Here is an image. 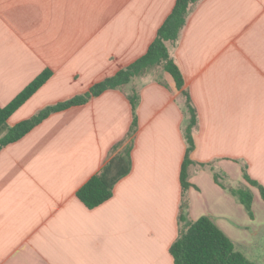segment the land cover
<instances>
[{
    "label": "crops",
    "instance_id": "0c3cea01",
    "mask_svg": "<svg viewBox=\"0 0 264 264\" xmlns=\"http://www.w3.org/2000/svg\"><path fill=\"white\" fill-rule=\"evenodd\" d=\"M175 1L0 0V107L52 72L7 125L140 58ZM166 46L197 116L187 219L208 217L238 252L264 264V201L243 178L246 171L264 188V0H200ZM189 117L185 97L156 66L4 147L0 264H173ZM128 148L129 173L109 200L86 208L78 189ZM230 189L251 192V216Z\"/></svg>",
    "mask_w": 264,
    "mask_h": 264
},
{
    "label": "trees",
    "instance_id": "16d2710c",
    "mask_svg": "<svg viewBox=\"0 0 264 264\" xmlns=\"http://www.w3.org/2000/svg\"><path fill=\"white\" fill-rule=\"evenodd\" d=\"M200 0H176L171 13L158 28L154 40L147 51L140 58L119 70L113 76L107 77L93 85L85 94L72 97L66 101L46 106L31 118L23 120L9 127L8 119L17 111L44 83L51 77L52 72L44 70L38 75L22 92H20L10 103L0 107V151L12 144L33 128L42 123L52 114L67 110L72 107L86 104L90 99L98 97L108 90L120 89L130 81L148 71L160 66L170 75L177 90H180L186 99L189 113V122L184 131L186 142L185 156L180 169V186L182 190V202L180 206V222L183 229L177 240L170 246L169 253L173 264H253L242 253L238 252L232 241L212 222L208 217H200L191 222L187 219V202L184 200L185 192L190 187L188 183V168L193 164L189 154L194 149L193 132L197 126V116L191 104L189 94L184 90V78L170 58L166 44L175 42L180 31L186 23V16L192 6ZM130 101L133 121L128 132L131 136L136 129L135 110L138 104L137 96L132 95ZM131 169L130 148L126 149L120 157L110 160L99 173L92 176L78 191L77 199L88 209H94L113 195L116 183L124 178ZM244 180L259 191L260 198L264 201V188L250 179L246 171L243 172ZM216 183L224 188L214 174ZM230 193L242 204L251 216L252 194L248 189L229 190Z\"/></svg>",
    "mask_w": 264,
    "mask_h": 264
}]
</instances>
